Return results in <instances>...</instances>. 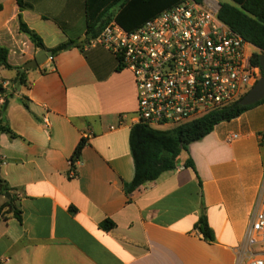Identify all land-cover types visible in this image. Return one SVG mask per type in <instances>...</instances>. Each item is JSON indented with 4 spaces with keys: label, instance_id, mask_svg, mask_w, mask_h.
<instances>
[{
    "label": "crops",
    "instance_id": "obj_1",
    "mask_svg": "<svg viewBox=\"0 0 264 264\" xmlns=\"http://www.w3.org/2000/svg\"><path fill=\"white\" fill-rule=\"evenodd\" d=\"M87 1L23 0L22 10L18 0H0V47L13 67L0 65V123L15 135H0L10 188L0 195V264H236L260 202L264 103L219 124L175 171L128 195L134 74L92 41L24 68L43 49L21 33L20 16L49 51L86 41ZM232 135L239 139L229 142ZM189 159L196 171L185 167ZM203 201L214 242L196 228Z\"/></svg>",
    "mask_w": 264,
    "mask_h": 264
},
{
    "label": "built area",
    "instance_id": "obj_2",
    "mask_svg": "<svg viewBox=\"0 0 264 264\" xmlns=\"http://www.w3.org/2000/svg\"><path fill=\"white\" fill-rule=\"evenodd\" d=\"M220 9L217 0H183L133 31L112 20L92 40L134 74L135 125L185 126L241 101L263 78L254 63L258 48L220 19ZM260 138L264 143V133ZM236 264H264V177Z\"/></svg>",
    "mask_w": 264,
    "mask_h": 264
},
{
    "label": "trees",
    "instance_id": "obj_3",
    "mask_svg": "<svg viewBox=\"0 0 264 264\" xmlns=\"http://www.w3.org/2000/svg\"><path fill=\"white\" fill-rule=\"evenodd\" d=\"M182 1L88 0L86 41L83 43L69 41L49 51L53 53L54 59L64 51L73 48H83L85 44L96 39L112 20H115L124 29L133 31L148 20L158 16L164 10L176 6ZM194 1L202 3L204 0ZM18 3L23 10L25 8L23 0H18ZM116 7H118V11L114 14L112 10ZM219 17L235 32L258 48L259 52L255 56L254 63L260 66L261 58L264 56V0H229V2L221 4ZM20 31L28 36L38 48L46 49L41 36L23 21L22 16H20ZM0 65L6 69H13L8 63V50L2 47H0ZM17 70L20 77L22 69L19 68ZM261 103H264V100L255 105L243 106L239 101L185 126L169 131L156 130L144 124H136L131 130L129 139L135 163V178L132 183L126 185V193L130 195L147 184L159 180L165 173L175 171L179 165V157L184 151H189L191 144L205 139L219 124L235 120ZM2 134L15 136L7 125L0 123V135ZM85 146L86 141L82 140L75 151L72 165L79 160ZM185 167L193 168L196 171L195 164L191 159L185 162ZM9 192L10 188L1 178L0 171V195ZM7 206H12L11 201L8 202ZM17 216L21 219L20 215L17 214ZM102 226L104 229H109L108 222H105ZM196 228L206 241H215V236L209 226L204 201L201 217Z\"/></svg>",
    "mask_w": 264,
    "mask_h": 264
},
{
    "label": "water",
    "instance_id": "obj_4",
    "mask_svg": "<svg viewBox=\"0 0 264 264\" xmlns=\"http://www.w3.org/2000/svg\"><path fill=\"white\" fill-rule=\"evenodd\" d=\"M53 57V53L46 49L41 50L38 54L36 60L29 62L25 65V69H35L40 65H44L50 58ZM261 68L264 73V56L261 58L260 62ZM2 93L3 89L0 90ZM264 100V77L257 83V85L240 101L243 106L255 105ZM8 102H6V105ZM9 197V196H8Z\"/></svg>",
    "mask_w": 264,
    "mask_h": 264
},
{
    "label": "rangeland",
    "instance_id": "obj_5",
    "mask_svg": "<svg viewBox=\"0 0 264 264\" xmlns=\"http://www.w3.org/2000/svg\"><path fill=\"white\" fill-rule=\"evenodd\" d=\"M217 1H219L221 4L229 2V0H217Z\"/></svg>",
    "mask_w": 264,
    "mask_h": 264
}]
</instances>
